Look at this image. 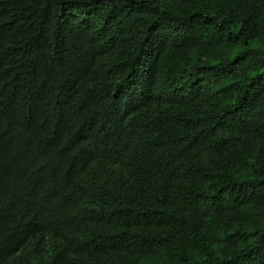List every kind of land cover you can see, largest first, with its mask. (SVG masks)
I'll list each match as a JSON object with an SVG mask.
<instances>
[{"label": "trees", "instance_id": "16d2710c", "mask_svg": "<svg viewBox=\"0 0 264 264\" xmlns=\"http://www.w3.org/2000/svg\"><path fill=\"white\" fill-rule=\"evenodd\" d=\"M0 264H264V0H0Z\"/></svg>", "mask_w": 264, "mask_h": 264}]
</instances>
